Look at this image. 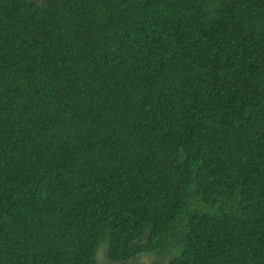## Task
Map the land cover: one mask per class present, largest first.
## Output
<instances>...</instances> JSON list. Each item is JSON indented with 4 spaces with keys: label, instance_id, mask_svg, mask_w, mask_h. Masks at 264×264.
<instances>
[{
    "label": "trees",
    "instance_id": "1",
    "mask_svg": "<svg viewBox=\"0 0 264 264\" xmlns=\"http://www.w3.org/2000/svg\"><path fill=\"white\" fill-rule=\"evenodd\" d=\"M101 244L264 264V0H0V264Z\"/></svg>",
    "mask_w": 264,
    "mask_h": 264
},
{
    "label": "rangeland",
    "instance_id": "2",
    "mask_svg": "<svg viewBox=\"0 0 264 264\" xmlns=\"http://www.w3.org/2000/svg\"><path fill=\"white\" fill-rule=\"evenodd\" d=\"M38 1H44V0H38ZM101 247V248H100ZM100 249L97 251L96 259L97 264H159L165 260V258L169 255H165L164 253H160L158 251H149L145 252L143 254H133L131 257H129L128 260L125 262L119 261V262H113L108 261L107 257L105 256V245L101 244ZM104 247V248H103Z\"/></svg>",
    "mask_w": 264,
    "mask_h": 264
}]
</instances>
